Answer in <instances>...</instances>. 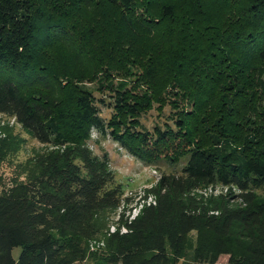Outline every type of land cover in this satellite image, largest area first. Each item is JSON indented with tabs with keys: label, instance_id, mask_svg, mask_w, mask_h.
Listing matches in <instances>:
<instances>
[{
	"label": "trees",
	"instance_id": "trees-1",
	"mask_svg": "<svg viewBox=\"0 0 264 264\" xmlns=\"http://www.w3.org/2000/svg\"><path fill=\"white\" fill-rule=\"evenodd\" d=\"M132 33L140 51L125 47ZM57 45L92 57L109 80H132L111 94L110 120L75 85L85 74L54 58ZM166 109L149 130L145 116ZM0 115L58 147L0 192V264L87 256L98 214L122 200L109 158L87 145L93 131L146 164L187 161L147 190L136 218L120 217L97 264H178L193 232L212 239L198 264H264V198L253 190L264 187V0H0ZM220 141L238 148L220 151ZM216 185L228 194L194 196Z\"/></svg>",
	"mask_w": 264,
	"mask_h": 264
},
{
	"label": "rangeland",
	"instance_id": "rangeland-1",
	"mask_svg": "<svg viewBox=\"0 0 264 264\" xmlns=\"http://www.w3.org/2000/svg\"><path fill=\"white\" fill-rule=\"evenodd\" d=\"M126 39H128V44L125 45L126 48L133 46L136 50L140 51L139 47H145L142 36L136 37L132 33ZM74 50V47L57 45L52 51L56 56L54 58L63 59L69 64L70 69L78 71L77 74H85L86 79L84 81H76L75 85L79 89L93 94L98 103H100L101 116L106 120H110L112 117V110L109 106L112 104L111 94L117 90L126 91L130 89L133 85L131 83L132 80L120 75L109 80L110 77H105V74L99 72L101 71L99 70L100 63L92 60V57L88 55L86 57L80 55V58L76 56L71 57ZM131 57L135 58L136 55H131ZM101 100L104 103H101ZM168 114L169 109H166L165 117L160 118L153 111L146 115V118L142 121L150 130L155 125L165 122ZM87 145L95 155L100 157L107 156L109 158L110 168L114 175V182L109 186V189L120 187L122 192V200L118 208L102 211L98 214L97 224L101 234L97 239L87 244V256L80 262V264H97L98 255L105 249V239L109 234L117 230L120 217L123 216L124 219L130 220L136 218L144 207L147 190L154 187L163 175L181 174L187 161L183 159L179 163H176L168 159H159L151 164H146L131 156L110 137L100 136L96 131L92 132ZM215 148L226 153H231L233 150H237L238 147L235 145L229 147L225 141H220ZM56 149L58 147H55L53 144L42 145L39 143L15 119L0 115V192L26 183L32 175L39 172L37 160ZM239 153H235V158L240 157ZM253 190L261 198H264V187ZM232 191L235 194L240 193L237 188H233ZM226 194H228L226 187L216 185L214 187L201 188L194 193V196L198 200L209 204L216 201L221 195ZM148 202L151 203L152 201L149 200ZM211 240V236L208 233H191L188 237L184 256L179 260L178 264H198L199 262L196 257L198 252L202 247L211 249ZM20 252L21 249L14 251L16 259L19 257ZM229 259V256L221 255L218 258L217 264H228Z\"/></svg>",
	"mask_w": 264,
	"mask_h": 264
}]
</instances>
